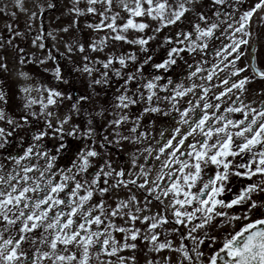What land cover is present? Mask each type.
I'll list each match as a JSON object with an SVG mask.
<instances>
[{"label":"snow or ice","instance_id":"6c2138e0","mask_svg":"<svg viewBox=\"0 0 264 264\" xmlns=\"http://www.w3.org/2000/svg\"><path fill=\"white\" fill-rule=\"evenodd\" d=\"M81 3L71 0L73 24L60 31H81L79 19L92 17L85 28L103 33L87 46L65 45L86 92L73 96L41 81L13 93L0 78V264H140L138 254L161 264L164 252V264H264V0L252 7L246 0ZM37 7L29 20L57 4ZM13 8L28 13L23 0ZM0 16V73H10L9 52L28 63L16 43L27 32L14 26L19 17L7 4ZM173 27L159 63L108 51L112 41L149 53ZM43 38L36 35L33 47L45 49ZM53 59L49 52L38 63ZM178 62L182 80L161 74ZM147 65L156 72L145 76ZM52 76L70 83L60 66ZM13 95L22 101L15 111ZM68 137L83 146L61 167ZM125 146L128 158L118 164ZM233 178L243 181L237 191Z\"/></svg>","mask_w":264,"mask_h":264},{"label":"rangeland","instance_id":"374dc122","mask_svg":"<svg viewBox=\"0 0 264 264\" xmlns=\"http://www.w3.org/2000/svg\"><path fill=\"white\" fill-rule=\"evenodd\" d=\"M254 0H250L249 5L253 3ZM24 7L28 10V13L20 12L18 9L13 8L14 0H0V7L7 4L9 6V11H17L19 19L15 21L14 26H17L21 32H27L26 38H17L16 43L19 44L25 50L26 58L28 63L24 65H19L16 61L12 59L13 53L9 52V69L10 73H0V78L6 79L9 87L16 92V89L23 84H37L39 82H44L45 84L53 87H59L61 91L71 93L73 91L72 87L68 84H57L52 76L55 66H60L65 74V78L68 75V72L73 71V65L70 62L69 58L64 55L66 52V43L73 42L79 39L81 42L85 43L87 46L94 37L98 38V35H103V33L96 34L91 30L85 28V24L90 22L92 17H81L79 19V29L77 31L76 27H71L68 33L60 31V29L67 27L73 24V15L69 14L68 9L71 7V0H55L57 8L55 10L49 11L45 14L44 18L41 20L37 18L35 21H31L28 18V14L31 12H38V4H43L46 7V0H23ZM248 4V3H247ZM85 6L84 0H82L81 7ZM117 11L120 9L117 8ZM122 15H126L122 13ZM6 19L3 16H0V33H3ZM184 27H188L187 21H185ZM28 24H32V30L28 31ZM41 25H43V31L41 32ZM155 26V25H153ZM177 29L175 27L167 30L166 33H161L156 40L150 42V47H154V44L160 45L162 42V37L168 33H175ZM42 35L44 38L40 41L46 45L45 49L41 50L38 47H33L32 40L36 35ZM50 34V35H49ZM5 35H11L10 33H5ZM151 35V32H149ZM55 38V39H53ZM111 47L108 51H112L115 48L117 51L122 52H135L143 53L139 50V46H129L127 44L113 43L109 41ZM51 52L54 56V59L44 65H40L38 61L40 59H46L48 53ZM92 57L99 56L103 59V53H90ZM72 60L76 61L78 64L81 61L79 55H73ZM35 61V62H34ZM48 69V71H45ZM24 71L27 72L33 79L25 81L22 80L18 73ZM77 78V83L75 84V90L78 92L87 91L86 78H82L78 73L73 74ZM72 94V93H71ZM35 95V93H33ZM22 101L18 96L13 95L12 100V110L15 111L17 106L20 105ZM69 106V102H66L64 107L60 109V114L64 115ZM237 227H240L237 224ZM165 256V255H164ZM164 256L159 255L157 258L161 262L164 261ZM162 264V263H161Z\"/></svg>","mask_w":264,"mask_h":264},{"label":"flooded vegetation","instance_id":"af4514ba","mask_svg":"<svg viewBox=\"0 0 264 264\" xmlns=\"http://www.w3.org/2000/svg\"><path fill=\"white\" fill-rule=\"evenodd\" d=\"M249 2L250 0H246V7H252L255 3L258 2V0H254L253 3L251 5H249ZM248 3V4H247ZM259 15L261 16H264V12H261ZM256 23H259V20L258 18H256L254 24H253V27L255 28L256 27ZM186 24V23H184ZM187 28V27H186ZM259 31L261 32H264V28H261L259 29ZM174 34V32H173ZM153 46V45H152ZM150 47V52L149 53H136L137 54V57L140 61L143 60L144 56L145 55H151L153 57V60H152V63H159L161 62L163 59L166 58L167 56V49L164 48V47H160L159 45H156L154 44V47ZM179 63V67H176L174 71H172L171 73H163L161 72V74H163L164 76H170L172 79L174 80H182L184 77H183V68H184V65L181 63V62H178ZM146 67V70H145V76H149L150 74H153L156 72L155 69H153L150 65H147L145 66ZM73 74H76V72H71L69 71L68 72V75H66V79H68L70 81V83L68 84L70 87H72L73 91L71 92L73 96H78L84 92H78L75 90V84L77 83V78L75 75ZM223 75V74H221ZM83 78V77H82ZM116 82H115V79L113 81V87L112 89L109 91V97H111V94H112V91H114L115 87H116ZM139 110V109H137ZM145 123H149V121L146 119L145 120ZM157 127H159V124L157 125ZM57 142L56 141H49V146H54ZM65 143H67L69 145L68 149L65 151L64 153V156L61 158L60 160V165L61 167L64 166L65 163H67V157L72 155L74 149L77 147V145L79 146H83L79 140L77 139H73L71 137H68L66 138L65 140ZM130 151V147L129 146H125V149L123 152H120L118 153V156H119V159L117 160V163L119 164L121 161L123 160H126L128 158V153ZM155 173H153L154 175ZM243 184V181L242 180H237L236 178H233V182H232V187H233V191H237ZM121 196L124 195L123 192H121L120 194ZM232 194L229 193L227 197H225L226 199L229 198ZM157 207L156 205L153 206V212H155L157 210ZM239 228V227H237ZM126 255L127 254H130V253H125ZM168 253L167 252H164V253H161L160 255L161 256H166ZM151 255V254H150ZM139 256V259H140V264H145V261L148 259L147 256H144L143 254H138ZM162 264H164V261L161 262Z\"/></svg>","mask_w":264,"mask_h":264}]
</instances>
